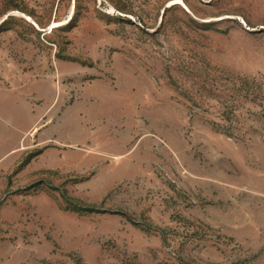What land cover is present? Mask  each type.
Masks as SVG:
<instances>
[{
  "label": "rangeland",
  "instance_id": "1",
  "mask_svg": "<svg viewBox=\"0 0 264 264\" xmlns=\"http://www.w3.org/2000/svg\"><path fill=\"white\" fill-rule=\"evenodd\" d=\"M0 88V264H264V0H0Z\"/></svg>",
  "mask_w": 264,
  "mask_h": 264
},
{
  "label": "crops",
  "instance_id": "2",
  "mask_svg": "<svg viewBox=\"0 0 264 264\" xmlns=\"http://www.w3.org/2000/svg\"><path fill=\"white\" fill-rule=\"evenodd\" d=\"M13 90L15 91L0 88V156L6 155L8 158L14 153L16 146H12L13 144L9 146V143L6 142L7 138L11 137L12 132L18 131L22 133L19 144L28 138L33 127L32 124L34 128L36 127L35 112L39 113L40 110L30 109L31 107L27 103L28 101L37 102L42 97L37 92L28 93L18 89ZM13 95L14 97H12Z\"/></svg>",
  "mask_w": 264,
  "mask_h": 264
},
{
  "label": "bare ground",
  "instance_id": "3",
  "mask_svg": "<svg viewBox=\"0 0 264 264\" xmlns=\"http://www.w3.org/2000/svg\"><path fill=\"white\" fill-rule=\"evenodd\" d=\"M3 120V119H2ZM5 120V119H4Z\"/></svg>",
  "mask_w": 264,
  "mask_h": 264
}]
</instances>
